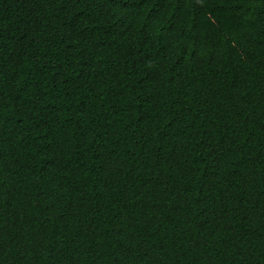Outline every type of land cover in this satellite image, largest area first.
I'll list each match as a JSON object with an SVG mask.
<instances>
[{
  "label": "trees",
  "instance_id": "16d2710c",
  "mask_svg": "<svg viewBox=\"0 0 264 264\" xmlns=\"http://www.w3.org/2000/svg\"><path fill=\"white\" fill-rule=\"evenodd\" d=\"M0 264H264V0H0Z\"/></svg>",
  "mask_w": 264,
  "mask_h": 264
}]
</instances>
